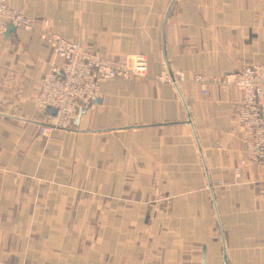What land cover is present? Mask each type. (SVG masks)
<instances>
[{
	"label": "crops",
	"instance_id": "1",
	"mask_svg": "<svg viewBox=\"0 0 264 264\" xmlns=\"http://www.w3.org/2000/svg\"><path fill=\"white\" fill-rule=\"evenodd\" d=\"M7 3L148 72L101 81L71 129L41 136L40 79L63 61L38 29L0 33V264H264V165L235 177L241 93L214 82L264 67V0ZM175 69L183 82L160 80Z\"/></svg>",
	"mask_w": 264,
	"mask_h": 264
},
{
	"label": "built area",
	"instance_id": "2",
	"mask_svg": "<svg viewBox=\"0 0 264 264\" xmlns=\"http://www.w3.org/2000/svg\"><path fill=\"white\" fill-rule=\"evenodd\" d=\"M8 26L26 31L38 29L39 40L47 42L63 61L61 67L52 65L40 79L37 107L43 113L38 129L41 136L54 129H71L80 109L98 96L101 81L120 76L141 78L148 72L144 54L133 55L122 63L105 58L79 42L55 34L48 28V22H45V28H38L33 18L8 5L7 0H0V33ZM159 78L177 85L185 80V75L175 69L164 72ZM194 80L205 94L208 79L197 75ZM214 82L224 88L234 87L241 93L240 100L233 106L236 123L230 128L231 133L236 130L242 133L243 159L234 167V175L239 177L247 162L264 165V67L247 65ZM49 109L54 112H48Z\"/></svg>",
	"mask_w": 264,
	"mask_h": 264
},
{
	"label": "water",
	"instance_id": "3",
	"mask_svg": "<svg viewBox=\"0 0 264 264\" xmlns=\"http://www.w3.org/2000/svg\"><path fill=\"white\" fill-rule=\"evenodd\" d=\"M13 28H14L13 26H9V27H8V30L13 29ZM48 112H51V113H52V112H54V111H53L52 109H49Z\"/></svg>",
	"mask_w": 264,
	"mask_h": 264
}]
</instances>
